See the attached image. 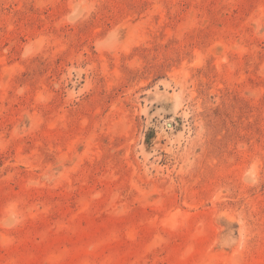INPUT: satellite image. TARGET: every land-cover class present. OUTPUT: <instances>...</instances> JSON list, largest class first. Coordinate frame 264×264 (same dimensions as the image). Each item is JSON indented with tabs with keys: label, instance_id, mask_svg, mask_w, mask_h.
<instances>
[{
	"label": "rangeland",
	"instance_id": "1",
	"mask_svg": "<svg viewBox=\"0 0 264 264\" xmlns=\"http://www.w3.org/2000/svg\"><path fill=\"white\" fill-rule=\"evenodd\" d=\"M0 264H264V0H0Z\"/></svg>",
	"mask_w": 264,
	"mask_h": 264
}]
</instances>
